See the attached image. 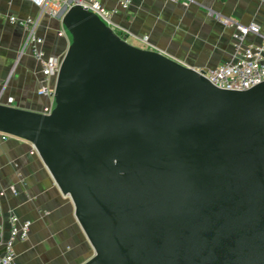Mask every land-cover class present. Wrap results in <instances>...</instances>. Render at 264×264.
Instances as JSON below:
<instances>
[{"label":"water","instance_id":"obj_1","mask_svg":"<svg viewBox=\"0 0 264 264\" xmlns=\"http://www.w3.org/2000/svg\"><path fill=\"white\" fill-rule=\"evenodd\" d=\"M60 19L54 107L0 103V133L72 201L84 264H264V82L219 89L80 5Z\"/></svg>","mask_w":264,"mask_h":264},{"label":"crops","instance_id":"obj_2","mask_svg":"<svg viewBox=\"0 0 264 264\" xmlns=\"http://www.w3.org/2000/svg\"><path fill=\"white\" fill-rule=\"evenodd\" d=\"M115 10L112 23L125 31L127 42L158 51L173 60L209 70L237 59L233 26L257 24L260 34H249L246 44H260L264 36V0H99ZM37 21L35 33L44 39L47 57H64L71 37L61 19L41 15L29 0H0V103L46 112L52 96L39 93L42 73L38 61L24 49L28 30L9 17ZM52 86L54 81H52ZM0 133V250L9 237V217L31 223L29 237L15 243L16 264H84L94 250L75 217L74 206L63 195L32 145ZM16 190L13 193L11 188Z\"/></svg>","mask_w":264,"mask_h":264},{"label":"built area","instance_id":"obj_3","mask_svg":"<svg viewBox=\"0 0 264 264\" xmlns=\"http://www.w3.org/2000/svg\"><path fill=\"white\" fill-rule=\"evenodd\" d=\"M37 5L41 15L51 18H59L61 12L74 5H80L97 15L108 27H110L120 38L127 41L125 31L117 29L112 23V16L115 10L107 9L99 0H29ZM185 3L193 0H184ZM120 7L125 9L131 5V0H119ZM11 23H18L28 30L24 49H28L32 56L39 62L42 73V86L39 90L41 95L52 96L56 76L60 70L62 58L47 57L42 49L44 39L35 33L37 21L19 20L14 16L8 18ZM226 26H233L236 29L235 49L237 59L234 62L225 63L213 69L204 70L203 74L215 87L223 90L244 91L264 82V36L260 44H246L245 40L249 34H260V27L257 24L242 25L231 19L216 16ZM199 72L201 70H198ZM52 109H47L49 113ZM7 135L3 134L2 139ZM13 193L16 190L11 188ZM4 195L0 192V198ZM10 233L4 243V252L0 256V264L15 263V243L18 240H26L29 237L31 223L28 220H20L15 214L9 217Z\"/></svg>","mask_w":264,"mask_h":264}]
</instances>
